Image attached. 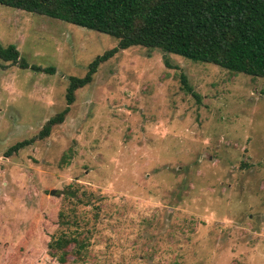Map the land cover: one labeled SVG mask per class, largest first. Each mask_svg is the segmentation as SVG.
Segmentation results:
<instances>
[{"label": "rangeland", "instance_id": "1", "mask_svg": "<svg viewBox=\"0 0 264 264\" xmlns=\"http://www.w3.org/2000/svg\"><path fill=\"white\" fill-rule=\"evenodd\" d=\"M116 43L0 4V264H264L263 78L129 46L36 137Z\"/></svg>", "mask_w": 264, "mask_h": 264}, {"label": "trees", "instance_id": "2", "mask_svg": "<svg viewBox=\"0 0 264 264\" xmlns=\"http://www.w3.org/2000/svg\"><path fill=\"white\" fill-rule=\"evenodd\" d=\"M1 5L44 15L108 34L117 39L112 48L96 55L81 77L69 76L65 106L47 118L36 134L47 136L62 122L74 91L90 82L97 66L119 49L156 48L194 62L212 63L228 71L264 79V0H0ZM0 59L26 68L13 44L0 46ZM164 63L169 64L163 58ZM30 69L52 73L53 67ZM181 87L198 99L180 75ZM22 139L5 155L29 144Z\"/></svg>", "mask_w": 264, "mask_h": 264}, {"label": "water", "instance_id": "3", "mask_svg": "<svg viewBox=\"0 0 264 264\" xmlns=\"http://www.w3.org/2000/svg\"><path fill=\"white\" fill-rule=\"evenodd\" d=\"M49 193H50V194H53V189L49 190Z\"/></svg>", "mask_w": 264, "mask_h": 264}]
</instances>
